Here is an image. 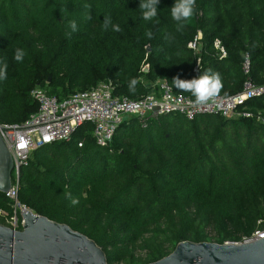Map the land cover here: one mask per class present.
<instances>
[{
    "label": "trees",
    "instance_id": "obj_1",
    "mask_svg": "<svg viewBox=\"0 0 264 264\" xmlns=\"http://www.w3.org/2000/svg\"><path fill=\"white\" fill-rule=\"evenodd\" d=\"M139 3L0 0V63L8 64L7 79L0 80V123H21L36 111L30 91L45 81L46 92L58 99L99 79L116 96L138 98L164 80L195 98L173 79L211 70L222 78L219 94H234L242 88L248 53L250 77L264 83V0H196L195 14L180 32L170 16L175 0H159L153 21L143 20ZM105 17L112 21L107 30ZM198 35L197 47L190 48ZM216 41L225 57H219ZM17 48L25 52L22 62L13 59ZM133 78L139 81L134 94L128 88ZM239 110L251 116L188 120L167 113L145 127L128 116L107 147L97 146L85 133L92 125L83 123L69 140L31 152L20 170L19 199L94 240L108 264H147L183 240L237 242L264 226V122L255 117L259 111L264 116V94ZM68 193L79 202L73 205ZM1 210L12 214L0 192ZM0 223L7 225L1 216ZM136 246L146 250L144 258L124 256Z\"/></svg>",
    "mask_w": 264,
    "mask_h": 264
},
{
    "label": "built area",
    "instance_id": "obj_2",
    "mask_svg": "<svg viewBox=\"0 0 264 264\" xmlns=\"http://www.w3.org/2000/svg\"><path fill=\"white\" fill-rule=\"evenodd\" d=\"M199 37L200 35L189 43L190 48L197 47ZM215 45L218 47L219 57H225L224 48L217 41ZM241 70L245 78L240 91L219 94L203 105L197 104L190 95L175 92L164 80L152 84L151 90L138 98L113 95L110 83L76 91L62 99L45 90L33 88L30 96L37 103V110L21 123H0V135L10 150L14 164L10 187L4 193L10 201L12 214L1 210L0 216L7 226L14 229L21 227V213L29 209L19 199L21 168L27 165L34 149L44 144L69 140L75 129L83 123L89 122L92 125L90 134L95 144L107 147L126 116L136 117L143 127L147 125L148 119L167 113L180 114L188 120L202 114L251 116L249 111H240L239 107L247 99L263 95L264 83L258 84L250 77L251 61L248 53L243 55ZM82 144L83 140L77 142L78 147ZM259 238H264V226L231 243H248Z\"/></svg>",
    "mask_w": 264,
    "mask_h": 264
},
{
    "label": "water",
    "instance_id": "obj_3",
    "mask_svg": "<svg viewBox=\"0 0 264 264\" xmlns=\"http://www.w3.org/2000/svg\"><path fill=\"white\" fill-rule=\"evenodd\" d=\"M145 66L143 71H147ZM14 164L0 135V192L11 184ZM21 229L0 223V264H108L94 240L65 223L27 209ZM147 264H264V238L248 243L183 240L164 257Z\"/></svg>",
    "mask_w": 264,
    "mask_h": 264
},
{
    "label": "clouds",
    "instance_id": "obj_4",
    "mask_svg": "<svg viewBox=\"0 0 264 264\" xmlns=\"http://www.w3.org/2000/svg\"><path fill=\"white\" fill-rule=\"evenodd\" d=\"M159 0H140L139 8L142 13V18L144 21H153L158 16L157 4ZM86 9H90V5L84 6ZM196 9V0H175V3L170 8V16L173 21L177 24V31L180 32L183 28L191 22ZM90 19V14L88 15ZM158 22V21H157ZM112 24L110 17H105L103 20V27L105 30L108 29L109 25ZM69 27L73 32L77 30V25L75 21L69 22ZM114 31H120L119 25H113ZM71 35V33H67ZM146 36L149 39L153 38V33L151 30L146 31ZM25 56L23 49L17 48L15 50L13 59L17 62H22ZM7 68L8 64L5 60L0 63V80L7 79ZM139 81L135 78L131 79L128 83V88L131 93L136 92V86ZM173 84L177 89L184 92H189L195 97V102L197 104H206L213 100L219 95L223 89V81L219 73L212 72L208 70L203 75H198L196 78L192 79H180L174 78ZM67 196L71 199L73 205L77 204L79 201L76 198H72L71 194L68 193Z\"/></svg>",
    "mask_w": 264,
    "mask_h": 264
},
{
    "label": "rangeland",
    "instance_id": "obj_5",
    "mask_svg": "<svg viewBox=\"0 0 264 264\" xmlns=\"http://www.w3.org/2000/svg\"><path fill=\"white\" fill-rule=\"evenodd\" d=\"M109 82L107 80H104V79H99L96 83H94L91 88H96V87H101V86H104L105 84H108ZM45 84H46V81L41 83V84H36L34 86V88H38L40 90H45L46 91V88H45ZM255 115V114H254ZM128 116H126L127 118ZM255 117L259 118L262 122H264V116L261 115V112H257ZM91 128H87L85 130V133H90L91 131ZM146 254V250L141 248L140 246H136L134 247L132 250L128 251L127 253L124 254L125 257H135V258H144ZM113 264H122V262H114Z\"/></svg>",
    "mask_w": 264,
    "mask_h": 264
},
{
    "label": "crops",
    "instance_id": "obj_6",
    "mask_svg": "<svg viewBox=\"0 0 264 264\" xmlns=\"http://www.w3.org/2000/svg\"><path fill=\"white\" fill-rule=\"evenodd\" d=\"M157 82H158V81H155L154 83H157ZM154 83H153V84H154Z\"/></svg>",
    "mask_w": 264,
    "mask_h": 264
},
{
    "label": "snow or ice",
    "instance_id": "obj_7",
    "mask_svg": "<svg viewBox=\"0 0 264 264\" xmlns=\"http://www.w3.org/2000/svg\"><path fill=\"white\" fill-rule=\"evenodd\" d=\"M21 147H23V145H21Z\"/></svg>",
    "mask_w": 264,
    "mask_h": 264
}]
</instances>
